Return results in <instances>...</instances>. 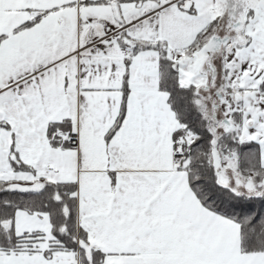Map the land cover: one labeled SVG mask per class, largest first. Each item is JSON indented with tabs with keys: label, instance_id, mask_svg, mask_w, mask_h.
<instances>
[{
	"label": "snow or ice",
	"instance_id": "6c2138e0",
	"mask_svg": "<svg viewBox=\"0 0 264 264\" xmlns=\"http://www.w3.org/2000/svg\"><path fill=\"white\" fill-rule=\"evenodd\" d=\"M0 264H264V0H0Z\"/></svg>",
	"mask_w": 264,
	"mask_h": 264
}]
</instances>
